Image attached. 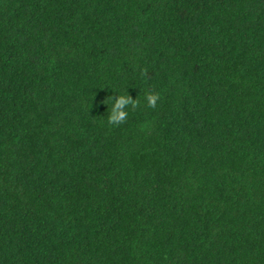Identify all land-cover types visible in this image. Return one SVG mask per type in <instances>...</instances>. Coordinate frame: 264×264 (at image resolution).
I'll return each mask as SVG.
<instances>
[{
    "label": "trees",
    "instance_id": "obj_1",
    "mask_svg": "<svg viewBox=\"0 0 264 264\" xmlns=\"http://www.w3.org/2000/svg\"><path fill=\"white\" fill-rule=\"evenodd\" d=\"M0 264H264V0H0Z\"/></svg>",
    "mask_w": 264,
    "mask_h": 264
},
{
    "label": "clouds",
    "instance_id": "obj_2",
    "mask_svg": "<svg viewBox=\"0 0 264 264\" xmlns=\"http://www.w3.org/2000/svg\"><path fill=\"white\" fill-rule=\"evenodd\" d=\"M159 97L156 94L149 93L146 95L147 104L151 108H155ZM111 112L107 116V122L109 125H120L127 120L128 117V106L132 108L137 107L136 99L133 100L128 94L117 95L115 98L112 97Z\"/></svg>",
    "mask_w": 264,
    "mask_h": 264
}]
</instances>
